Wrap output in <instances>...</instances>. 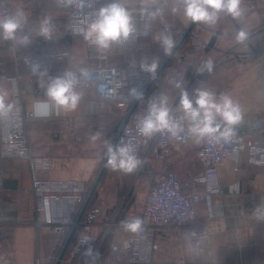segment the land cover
Listing matches in <instances>:
<instances>
[{
  "label": "crops",
  "instance_id": "0c3cea01",
  "mask_svg": "<svg viewBox=\"0 0 264 264\" xmlns=\"http://www.w3.org/2000/svg\"><path fill=\"white\" fill-rule=\"evenodd\" d=\"M171 1L172 3L170 0H147L146 3L145 0H125L132 12L135 26L149 28L151 36L141 38L127 48H124L123 44H114L109 49L110 62L138 68L142 62L151 63L156 60L158 64L161 63L166 57L160 44L161 35H171L172 39L177 41L175 43L177 45L194 23L185 18L182 12L174 14L171 10L173 0ZM253 1L260 7L264 5V0ZM8 2L11 4L12 0ZM107 2L109 0H101V6ZM52 3H55V0L36 1V4L46 8H52ZM156 9H159L161 14L155 19L148 17L147 11ZM59 13L69 19L67 11ZM260 23V18L253 17L245 24L239 25L225 14H221L215 26L197 23L180 48L192 49L195 45L189 42V38H193L204 54L202 59L206 55L210 57L215 54L211 60L215 62L222 58L221 51L232 50L236 52L230 54L233 59L235 54L241 58L236 59L235 64L231 63V68L214 71L195 87L192 85L199 74L197 69L203 65L202 62L195 68L188 65L185 71L180 72H177L174 64L169 65L164 71L167 78L160 82L158 88L167 93L171 104L180 98L177 82L186 90L192 86L191 93L193 89L201 87L215 92L217 96L227 94L240 105L243 112V120L236 126L238 130H245L247 125L257 119L264 124V36L253 37V32ZM239 30L248 33V39L244 43H238L235 39ZM17 35H28V32L23 30ZM213 35L217 36L216 47L206 52L203 45H206ZM61 42L62 49L58 50H52L50 48L52 44L43 42L41 54L67 53V56L62 60L51 57L46 59L47 75L33 79L36 85L34 92L24 90L22 94V104L26 112L34 114V102L47 99L45 88L41 86V79L47 82L49 77L60 76L67 68L85 69L92 64L89 57L96 48L90 46L82 35L67 34L61 37ZM181 53L175 55V61L181 59L179 58L182 56ZM24 55H27L24 53V45L0 39V94L5 95L10 102L14 101L10 79L29 72L28 66L15 60L16 57ZM78 91L81 92L82 99L74 111L57 112L55 108H50L47 116L34 115L27 118L26 131L29 141L34 145L33 155L50 157L53 160V167L44 174L45 178L51 180L73 178L88 181L93 185L98 177L96 173L107 150V144L117 137L124 122V111L113 104L100 102L99 113L91 115L88 113L89 103L94 98V92L89 87L78 88ZM60 129L67 130L65 136L58 134ZM261 136L264 137V131L261 132ZM170 159L172 162L175 161L178 168L174 170L181 179L186 178L191 172L201 170L198 159L187 163L186 157L180 152L174 153ZM140 160L143 162V157ZM184 162L186 165L181 166L180 163ZM139 167L140 172L142 169ZM150 167L149 165L148 169H151ZM154 167L153 165L152 168ZM2 171L0 230H4V226L11 227L12 263L37 264L50 257L54 235L47 227L39 228L37 225L39 217L32 191L29 164L22 159H6L3 161ZM218 175L223 193L213 196L210 203L207 200L201 201L197 207V215L190 223L155 231L159 246L155 252V264H264V216L256 213V209L264 204V167L242 163L235 169L232 162L226 160L220 165ZM108 193L110 188L107 189L101 183L97 201L104 202L106 208L99 219L100 222L98 221L102 229H94L93 242L101 237L105 224L112 219L114 202ZM122 218L119 219L120 223L129 219L127 214ZM204 230L208 231V238L193 237L194 233ZM137 234L138 232L132 233L120 226L112 238L120 240ZM43 236L48 237L47 242L42 240Z\"/></svg>",
  "mask_w": 264,
  "mask_h": 264
},
{
  "label": "built area",
  "instance_id": "2783aa9c",
  "mask_svg": "<svg viewBox=\"0 0 264 264\" xmlns=\"http://www.w3.org/2000/svg\"><path fill=\"white\" fill-rule=\"evenodd\" d=\"M170 3H172L171 0ZM55 4L59 10L68 12L69 23L65 27V32L71 35H80L76 29L83 27L94 18L92 13L101 6V0H96L91 7L88 6L87 0H75L72 5L68 6H66L64 0H55ZM242 7L244 15L239 19H234V21L241 25L254 16H258L261 23L253 32V37H263L264 10H260L252 0H244ZM17 12H23L24 14L23 31L25 28V11L11 6L8 0H0V18ZM148 12L151 11H147V15ZM148 17L150 16L148 15ZM136 28L140 34L131 36L128 42L123 44L124 48L138 42L141 38L151 36L149 28ZM234 51H222V58L212 63V72L210 74L207 71L199 73L192 86L195 87L198 82H204L214 71L224 69L227 61H229L226 58L227 55L236 53ZM66 56L67 53L55 55L33 54L16 57L15 60L18 63H23L29 67V72L10 79L14 92L15 108L8 119L0 120V181L3 179L1 165L4 159L27 161L30 167L32 191L39 215L37 225L39 228L47 226L54 235L50 257L39 261L37 264H54L59 260L60 250H62L71 233L70 229H73L74 226H77L80 230L74 250L75 253L81 255L84 248L93 241L95 225L104 213L103 202L100 205L88 208L80 223L73 219L77 214L79 217L93 185L88 181L73 178L65 180L45 178L44 174L53 167V160L50 157H36L33 155L34 145L29 141L26 131V119L33 117L34 114L24 110L22 94L24 90L35 91L33 78L39 76V74H34V64L38 63L41 66L40 70H44L46 69V59L48 57L62 60ZM109 56V50L98 51L97 49L90 55L89 59L92 64L85 68L89 76L86 79L81 77L78 88L89 87L94 92V98L89 103V114L97 115L99 113L98 104L107 102L122 109L124 117H126L137 101L131 94L132 90L143 92L152 78L138 67L110 62ZM240 58L235 54L234 60ZM80 70L67 68L64 72L72 71L79 76ZM192 86L187 88L189 93H191ZM160 95L168 97L167 93L161 88L150 90L145 97V101L135 109L118 140V143L123 140L125 143L134 145L138 158L144 155L143 163H148L151 160L163 161L171 155L173 150L186 147L192 143V138L176 140L167 133H158L151 139L139 135L136 128L138 118L146 114L150 102ZM178 104L179 99L176 103L170 104L177 116L180 115L175 112ZM262 131H264L263 122L255 120L243 131L236 129L235 136L228 142L200 141L197 147V158L203 166V171L198 175H190L185 180H181L171 170L164 169L158 172L154 179L150 181L145 198L136 201L135 208L129 212V219L138 217L142 220V230L135 236L120 240L109 239L111 263L155 264V252L159 247L155 231L159 228L181 227L189 223L196 217L197 207L201 201L210 200L211 197L223 193L218 169L224 161L230 159L235 169H238L242 163L264 167ZM66 133V129L58 130L59 135L65 136ZM117 213H114L112 219L106 224L100 242L105 240L113 227L122 226V224L116 222ZM1 224L2 220L0 218V229ZM3 234L4 230H0V239H3ZM193 237L208 238L209 234L207 231H203L193 234ZM0 264H10L7 257L2 255L1 252Z\"/></svg>",
  "mask_w": 264,
  "mask_h": 264
},
{
  "label": "clouds",
  "instance_id": "9594fccd",
  "mask_svg": "<svg viewBox=\"0 0 264 264\" xmlns=\"http://www.w3.org/2000/svg\"><path fill=\"white\" fill-rule=\"evenodd\" d=\"M64 2L68 6L75 0H64ZM87 2L91 7L96 0H87ZM145 2L147 3V0ZM171 10L174 14L182 12L183 16L192 22L208 26H215L221 14L233 19H239L244 15L242 0H173ZM160 14L159 9L148 12L151 19H155ZM23 15V12H17L0 18V39L22 45L30 43L28 35H17L23 28ZM92 15L94 18L76 31L98 51H107L114 44H124L131 36L140 34L125 0H109L95 9ZM53 30L51 18L46 17L40 23L38 35L51 39ZM235 39L238 43H244L248 39V33L239 30ZM174 43L171 35H161L160 44L166 55L171 54ZM158 67V62L153 60L151 63L142 62L140 70L154 78ZM40 68L38 63L34 64V74L38 73L40 77L46 76L47 70ZM205 71L209 74L212 72L211 61H206L197 69L198 73ZM88 76V71L81 69L79 76L75 72L65 71L60 76L49 77L47 82L41 79V86L45 88L47 99L34 102V115L47 116L50 108H55L57 112L74 111L82 99V94L78 91L81 77L86 79ZM176 87L180 89V98L175 112L180 115L174 114L167 96L160 95L154 98L146 114L137 120L136 128L140 136L151 139L158 133H167L173 139L192 138L197 143L202 140L228 142L235 136L236 126L243 120V112L231 96L227 94L217 96L215 92L201 87L189 93L180 82L176 83ZM131 94L136 100L143 99V93L139 90H132ZM14 108L15 102H10L5 95L0 94V120L8 119ZM105 156L108 167L124 173L134 172L142 163L136 155L135 146L123 140L115 145L108 143ZM256 213L264 216V204L256 209ZM142 225L143 222L138 217L122 222L124 229L132 233L141 231Z\"/></svg>",
  "mask_w": 264,
  "mask_h": 264
},
{
  "label": "rangeland",
  "instance_id": "374dc122",
  "mask_svg": "<svg viewBox=\"0 0 264 264\" xmlns=\"http://www.w3.org/2000/svg\"><path fill=\"white\" fill-rule=\"evenodd\" d=\"M36 1L37 0H12V3H11L12 5L10 4L11 6H13L15 8L24 9V11L26 12L25 13L26 20H25L24 31L28 32V36L30 38V43H28L27 45H24V53H27V55L41 54L43 52L42 51L43 50V45H42L43 42L44 43H48V44H52V46L50 47L52 50L62 49L61 37L67 35V33L65 32V27L68 25V23H69L68 20L69 19L67 20V18H65V16L63 14L59 13V12H62V11L57 8L56 4L52 3L51 4L52 8H46L45 6H39L38 4H36ZM256 5H257V7L260 10H264V5H261L262 7H260L258 4H256ZM46 17L47 18H51L52 24L54 26V30H53V34H52V38L51 39H45L44 37L38 35L40 23ZM254 17H258V16H254ZM36 24H39V25H36ZM68 35H71V34H68ZM189 42H193V45H195L196 47L193 46L192 49H190V48L187 49L185 47L184 48H180V51L178 50L176 55L179 52L181 53V51H182V53H181L182 56L179 57L181 59L177 60L178 59L177 58L176 59L177 61H175L174 58L176 56H174L172 61H170V63H169V65H173L174 64V68H177V72L185 71V68L188 65L190 67H192V68L193 67L195 68L201 62L204 64L205 61L213 60L212 56H214L215 54L210 55V57L208 55H206L205 58L202 59L204 57V54H203L201 48H199V45H198L196 39L189 38ZM175 45H174V47H175ZM174 47H173V49H174ZM55 54L56 53L48 54V55H55ZM59 54H62V53H59ZM230 54H232V53H230ZM221 56H222V51H221L220 57ZM226 58H227V60L229 59L231 61H227V64H226L225 68H231L230 64L231 63L235 64L234 63L235 60L230 55H227ZM245 66L246 65H243V67H245ZM237 68H239V66H237ZM166 78H167V76L165 75V72H163L161 74V76L159 77L158 81H162L163 79H166ZM158 87H159V85H158ZM167 92H168V90H167ZM168 94H169V92H168ZM143 101H145V99ZM169 104H171V103L169 102ZM126 117H124V121H125ZM257 120H259V119H257ZM123 123H122V125H123ZM249 125H247L245 129H247V127ZM119 131H118V133H119ZM238 131H240V130H238ZM261 138L264 139V137H262V136H261ZM115 139H116V137L114 139H112V141L110 143L113 144ZM193 142H195V141L192 139V143L190 145H188L186 147H180L179 149L173 150L171 155L169 157H167L163 161H158V160H154L153 161V160H151L148 163H143L142 162L140 164L141 169H142L140 172H139V168L140 167H138L132 173H124L122 171L113 170V169H111L110 167L107 166V168H106V170L104 172V175L102 176L100 185L102 183V184H104V186L107 189L110 188V193H108V195H109V198H111V201L114 202V206H113V209H112L113 213L111 214V217H112V215H114V213L118 212L117 213V218H116L117 224H122V223L119 222V219L123 216V214H127V217L129 216V212H131L135 208V202L136 201H140V200L145 198V196H146V194L148 192V189H149L150 181L152 179H154V177L156 176V174L158 172L163 171L164 169H167V170H171V171L175 172L176 175L178 176L177 172L174 170V169H176L178 167L175 165L176 164V163H174L175 161L172 162L171 159H170L174 155V153H178V152L182 153L183 156L186 157L185 161L187 163L195 161L194 159H198L197 158L198 143L195 142L196 143L195 144ZM105 153H106V151H105ZM105 153H104V156L102 158V162H101L100 166L98 167V171L96 173L97 175H99V173H100V171H101V169H102V167H103V165H104V163L106 161ZM143 156L144 155H141V157H143ZM4 160H6V159H4ZM228 160H230V159H228ZM2 164H3V162H2ZM149 165L151 166L150 167L151 169H148ZM153 165L155 166L154 168H152ZM180 165L184 166L186 164L184 162L183 164L180 163ZM1 167H2V165H1ZM202 171H203V166L201 165V170L200 171L191 172V173H189L187 175L186 178H188L190 175H198ZM186 178H184V179L180 178V179L181 180H185ZM31 181H32V176H31ZM100 185H99V187H100ZM99 187H98V190H99ZM98 190H97L95 196L98 195ZM94 197H93V199H94ZM211 198H210V200L207 199V201L210 202ZM91 203H92V201H91ZM91 203H90L89 208H91L94 205H100L101 201H97V203L94 204V205H91ZM1 206L2 205H0V218H1V213H2V211H1L2 207ZM104 208H106V206L103 204V209ZM107 215H108V213H107ZM106 224H105V227H106ZM3 229H4V237H3V239L0 240L1 241L0 242V252L2 253V255L7 257V260L10 262V264H13L12 263L13 262V253H12V251H13V242H12V239H11V237H12L11 236V227L10 226H4ZM95 229L101 230L102 229V225L100 223H97L95 225ZM118 229H120V226H117V228L113 227L112 230L109 232L108 236L102 242L99 241L100 237L96 238L95 241H94V242H96L95 243L96 245H95L94 252L92 253V255H89L87 258L86 257L84 258L82 253H81V255H78L77 253H75V250H74L75 246L73 247V245H70L71 247H69L70 249H68L69 252L67 251L65 257L61 261V264H113V263H111V250H110V240L109 239L112 238V236L115 234V231H117ZM49 230H50V232H52L51 229H49ZM104 230H105V228H104ZM104 230H103L102 233H104ZM204 231H206V230H204ZM201 232H203V231H200V232H197V233H194V234H198V233H201ZM47 239H48L47 236H45V237L43 236V238H42V240L45 241V242H47ZM60 254H61V252H60ZM60 254H59V256H60ZM56 263L57 262H55V264Z\"/></svg>",
  "mask_w": 264,
  "mask_h": 264
},
{
  "label": "water",
  "instance_id": "95a60500",
  "mask_svg": "<svg viewBox=\"0 0 264 264\" xmlns=\"http://www.w3.org/2000/svg\"><path fill=\"white\" fill-rule=\"evenodd\" d=\"M197 23L194 22L186 31L185 35L183 36V38L179 41V43L174 47V49L171 51V54H169V56L166 58V60L164 61V63L161 65V67L157 70L156 74H155V77L152 78L150 80V82L148 83V85L146 86V88L143 90V99H140V100H137L134 107H132V109L129 111L127 117L125 118V121L123 123V125L121 126V129L113 143V145L117 144L118 143V140H119V137L120 135L122 134L124 128L126 127L127 123L129 122L130 120V117L132 116V114L134 113L135 109L142 103V101L145 99V97L147 96V94L150 92V90L154 87L155 83L158 81L159 77L161 76V74L164 72V70L167 68V66L169 65L170 61L174 58V56L176 55V53L178 52V50L180 49V47L182 46V44L184 43V41L189 37V35L191 34V32L194 30V28L196 27ZM216 39H217V36L216 35H213L210 39V41L205 45V51L206 52H210L212 48L215 47L216 45ZM107 168V164H106V161L97 177V179L95 180L93 186H92V189L89 193V196L79 214V217L77 219V223H80L82 220H83V217L87 211V209L89 208L90 206V203L93 199V197L95 196L97 190H98V187L100 185V182H101V179H102V176L104 175V172ZM77 226H74L73 229L71 230V233L69 234L63 248H62V251H61V254L59 256V261H57L56 264H61V261L62 259L65 257L73 239L75 238V235H76V232H77ZM1 240V239H0Z\"/></svg>",
  "mask_w": 264,
  "mask_h": 264
},
{
  "label": "trees",
  "instance_id": "16d2710c",
  "mask_svg": "<svg viewBox=\"0 0 264 264\" xmlns=\"http://www.w3.org/2000/svg\"><path fill=\"white\" fill-rule=\"evenodd\" d=\"M175 43L177 42V41H174ZM175 43H174V45H175ZM169 55V54H168ZM168 55H166V57H165V59L161 62V63H159L158 65H159V67L157 68V70L161 67V65L163 64V62L166 60V58L168 57ZM157 72V71H156ZM160 82L161 81H157V83L154 85V87H153V89H156L157 87H158V85L160 84ZM35 87H36V85H35ZM97 203V196H95L94 197V199L92 200V203H91V205H94V204H96ZM125 214H123V216H124ZM122 216V217H123ZM121 217V218H122ZM77 218H78V214L77 215H75L74 217H73V219L74 220H77ZM123 219V218H122ZM72 230V228L70 229V231ZM79 233H80V230L78 229L77 230V232H76V235H75V238H74V240L72 241V244L71 245H73V247L75 246L74 244H75V242H76V239H77V237L79 236ZM96 242H91L87 247H85L84 248V250H83V252H82V255L84 256V258L86 257H88L89 255H92V253L94 252V249H95V244ZM71 247V246H70ZM109 247V246H108ZM70 249V248H69ZM60 252H61V250H60ZM68 252H69V250H68ZM55 264V263H54Z\"/></svg>",
  "mask_w": 264,
  "mask_h": 264
}]
</instances>
